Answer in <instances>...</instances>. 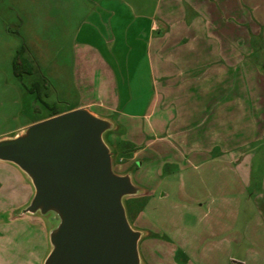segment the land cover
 Instances as JSON below:
<instances>
[{"label": "rangeland", "instance_id": "obj_1", "mask_svg": "<svg viewBox=\"0 0 264 264\" xmlns=\"http://www.w3.org/2000/svg\"><path fill=\"white\" fill-rule=\"evenodd\" d=\"M38 10L37 0H0V136L11 135L9 132L14 133L15 127L29 120L55 111L73 110L87 97L84 88L80 91L77 83L70 85L65 77L47 85L36 70L21 76L11 71L12 55L24 46L20 35L21 17L28 12L37 15ZM76 10V19L80 20L86 9L78 5ZM263 31L264 25H258L250 41L240 45L237 64L229 73L243 94L238 98H255L253 119L238 118L229 127L220 112L218 118L212 116L197 128L199 113L178 111L174 116L172 112L170 127L191 126L187 130L190 135H169L165 139L171 145L156 142L151 146L154 152L133 172L134 183L143 186L146 193L125 197L123 204L132 227L147 231L138 242L145 264H168L171 254L166 243L177 246L178 250L180 244L184 245L188 264H229V258L242 260L243 264H264V149L255 150L264 144ZM60 72L70 75L64 67ZM145 74L142 68L143 86L139 89L144 97L145 123H148L154 119L150 97L156 78L152 75L151 83ZM211 75L207 79H212ZM227 75L219 81L223 82ZM33 81L39 84V97L27 90ZM123 89L121 85L118 87L121 94ZM110 119L118 118L113 115ZM124 130L112 132L108 139L113 143ZM125 131L128 132L125 136H130L129 129ZM186 138L199 143L200 150H187L186 145L180 144ZM245 142L247 146L242 147ZM245 151H248L246 161ZM119 153L117 148H112V168L116 171L127 161V157L124 161L118 158ZM19 175L12 164L0 161V264H39L42 242L45 240L47 245L43 218L13 217L10 213L30 195V188L22 183ZM161 190L166 193L165 197L158 196ZM40 227L44 228L45 239Z\"/></svg>", "mask_w": 264, "mask_h": 264}, {"label": "crops", "instance_id": "obj_2", "mask_svg": "<svg viewBox=\"0 0 264 264\" xmlns=\"http://www.w3.org/2000/svg\"><path fill=\"white\" fill-rule=\"evenodd\" d=\"M78 5L86 9L80 20L76 19ZM37 8V15L28 12L21 17L23 55L47 85L65 77L70 85L77 83L80 91L85 89L86 99L73 108L85 107L101 117L117 116V120L112 119L115 129L106 132L105 139L111 150L118 149V158L124 161L127 157L122 169L114 172L130 171L133 182V172L154 152L152 145L158 141L166 144L169 135H190L187 130L191 126L170 127L172 112L174 116L178 111L199 113L197 128L212 116L218 118L220 112L229 127L238 118L253 119L255 98H238L243 94L229 73L237 64L240 45L250 41L258 25H264L263 0H37ZM261 35L264 53V31ZM63 67L70 71V79L60 72ZM142 68L147 81L152 83V75L156 78L150 97L154 119L148 123L139 89L143 86ZM210 74L212 79H207ZM225 74L226 79L219 81ZM120 85L124 88L122 94L118 91ZM261 99L264 103V98ZM60 112L63 111L56 114ZM56 114L29 120L12 132ZM126 128L130 136H125ZM122 130L124 134L113 143L108 139L112 132ZM180 144L186 145L187 150H200L199 143L190 138ZM263 146L255 150L263 151ZM244 156L246 161L248 151ZM166 165L164 161L162 166ZM250 173L252 176V170ZM22 178V183L30 188V195L14 211L10 210L13 217H27L15 215L32 193ZM158 196L165 197L166 193L161 190ZM40 228L45 239L44 228ZM42 246L39 264L47 249L45 240ZM166 246L171 254L168 264H188L184 245L180 244V250L173 244ZM228 263L243 264V261L229 258Z\"/></svg>", "mask_w": 264, "mask_h": 264}, {"label": "water", "instance_id": "obj_3", "mask_svg": "<svg viewBox=\"0 0 264 264\" xmlns=\"http://www.w3.org/2000/svg\"><path fill=\"white\" fill-rule=\"evenodd\" d=\"M113 129L112 119L79 107L0 136V161L32 189L15 215L45 223L40 264H145L138 242L147 231L132 227L123 204L145 189L130 171L114 172L105 139Z\"/></svg>", "mask_w": 264, "mask_h": 264}, {"label": "trees", "instance_id": "obj_4", "mask_svg": "<svg viewBox=\"0 0 264 264\" xmlns=\"http://www.w3.org/2000/svg\"><path fill=\"white\" fill-rule=\"evenodd\" d=\"M25 47L21 45L19 48L16 49L13 58H12V72L16 76H21L23 73H31L33 70V64L30 60H28L24 55ZM38 82L33 81L28 87V91L30 92H36V97H39L38 95ZM46 104V103H45ZM47 105V104H46ZM58 112H53L52 114H56Z\"/></svg>", "mask_w": 264, "mask_h": 264}]
</instances>
